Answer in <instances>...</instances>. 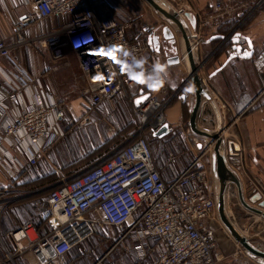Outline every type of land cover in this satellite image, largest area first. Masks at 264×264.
Returning <instances> with one entry per match:
<instances>
[{
  "label": "built area",
  "instance_id": "2783aa9c",
  "mask_svg": "<svg viewBox=\"0 0 264 264\" xmlns=\"http://www.w3.org/2000/svg\"><path fill=\"white\" fill-rule=\"evenodd\" d=\"M114 1L34 0L28 12L14 20L11 45L0 37V57L9 58L12 51L33 41L24 35L28 25L50 17L67 18V23L37 41L45 48H67L77 60L80 78L86 81L81 92L84 113L78 120L54 101L31 91L35 82L22 67H18L14 83L0 87V169L8 181L0 186V229L12 205L44 189L47 198L38 203L36 210L49 226L48 233L41 236L33 223L25 222L5 233L8 245L0 235V264H20L28 256L36 264H57L101 231H105L107 249L96 264L111 255L119 259L130 255L132 264L219 261L220 251L209 226L217 218L213 173L199 166L198 154L178 173L174 161L180 155L170 151L163 165L170 179L164 180L153 157L156 138L152 132L166 123L164 109L168 102L148 95L136 106V100L143 95L131 99L135 66L159 54L149 41L156 28L133 34L137 18L116 12ZM177 5L170 6L181 16L188 12L198 20L190 5ZM215 10H222L219 3ZM197 20L196 29L190 30L195 55L201 43L198 30L202 26L214 27L217 16L203 24ZM174 37L179 39L178 33L174 32ZM241 48L246 50V44ZM109 49L111 55L106 54ZM252 64L264 70V47L252 58ZM117 98L132 105L138 118L134 135L118 150L78 176L47 188L26 191L10 186L65 136L89 126L94 110L111 105ZM172 133L174 128L168 126V134ZM183 138L191 151L198 149L200 137L189 128Z\"/></svg>",
  "mask_w": 264,
  "mask_h": 264
},
{
  "label": "crops",
  "instance_id": "0c3cea01",
  "mask_svg": "<svg viewBox=\"0 0 264 264\" xmlns=\"http://www.w3.org/2000/svg\"><path fill=\"white\" fill-rule=\"evenodd\" d=\"M32 1L34 0L0 2V37L7 45L12 43L14 20L28 12ZM165 1L173 8L178 7V2L183 7L190 2L192 7L198 8V20L193 14L197 21L200 20V15L217 16L216 25L208 26L202 35L200 54L199 56L198 52L196 54L197 61L199 57L200 61L206 62L200 75L218 108L224 140L234 142L239 148L237 156L228 158L230 169L235 171L240 181L247 204L252 209L264 213L263 209L249 204L247 200L248 196L254 193H260L264 198V70H257L252 64V58L264 47V0ZM217 3L222 7L220 12L215 10ZM114 10L122 15H133L137 18L138 24L133 34L148 27L167 26L144 0H115ZM139 12L143 13V16ZM67 22V18L50 17L28 25L24 35L33 41L17 51H12L9 58L0 57V87L14 83L19 72L18 67H22L35 82L31 85V91H37L46 99L54 101L73 119L78 120L84 113L81 92L86 87V81L80 78L76 58L67 48H45L37 41L47 37ZM228 29H230L228 33L224 34ZM159 35L161 36L160 32ZM160 39L162 43V37ZM175 41L174 45H162L156 57H147L135 66L133 87L130 89L131 96L154 95L160 101L168 102L164 109V117L166 124L174 128V133L156 139L154 142L156 148L153 150L155 163L161 168V176L164 180L170 179V173L163 169L167 152L180 155L174 161L178 173L183 172L197 155L188 148L183 138L189 128L188 122L195 100L193 89L188 82L187 69L183 62L178 65L167 63L169 57L173 56L174 48L179 55L181 45L178 39ZM233 41H237L239 45L246 44L247 49L253 50V57L249 60L236 57L227 61L229 55L233 53L232 47L235 45ZM28 96L29 92H26V99ZM128 108L130 105L126 101L117 98L111 105L94 110L90 114L92 123L82 130L97 124L102 125L108 115L114 118L116 114L117 118L122 119L124 113L128 114ZM122 109L125 112H122ZM198 123L208 130L216 128V118L208 104L203 105L198 115ZM124 143L111 147L97 161L115 152ZM208 144L209 140L199 139L198 155L201 156L199 166L213 173L211 148H208ZM199 145L202 147L199 148ZM34 169L40 176L39 170ZM0 173L3 175L1 169ZM53 184H46L40 188H47ZM46 192L43 190L42 193L31 194L28 197L32 210L37 215L36 200L41 199L42 194ZM17 209V206L12 205L3 219L7 231L15 228V224L21 220L20 214L16 212ZM226 212L242 238L264 252V218L242 207L237 198L236 188L232 184L228 185L226 190ZM209 226L220 251L217 264H264V261L251 257L235 243L218 218L210 221ZM104 238L105 231H101L99 236L90 239L98 240L97 244L94 242V247L98 248L102 245L107 247ZM84 244L64 256V258L70 257L67 264L84 263ZM19 263L36 264L31 256Z\"/></svg>",
  "mask_w": 264,
  "mask_h": 264
},
{
  "label": "water",
  "instance_id": "95a60500",
  "mask_svg": "<svg viewBox=\"0 0 264 264\" xmlns=\"http://www.w3.org/2000/svg\"><path fill=\"white\" fill-rule=\"evenodd\" d=\"M144 1L156 15L167 24V26L156 28L149 39L157 52L161 50L162 45L166 46L175 44L174 32L179 35L178 43L181 45L179 47V55L174 48L172 51L173 56L169 57L167 63L169 65H178L182 61L187 69L188 82L191 84L195 97L188 127L192 134L205 140H209L208 148H211L217 218L235 243L242 247L251 257L264 261V252L260 251L257 247H254L251 243L242 238L240 233L230 222L226 212V190L228 185L232 184L236 188L237 198L242 207L264 218V213L260 210L252 209L247 204L242 194L240 181L235 171L230 169L228 158H234L237 156L239 148L234 142L224 140V131L220 121L218 108L210 95L204 79L198 74L199 66L192 46V36L190 34V30L194 31L196 29V18L188 12L181 16L165 0ZM159 32L161 33V36L159 35ZM160 37H162V43L160 42ZM235 38L238 39V37ZM233 42L235 44L232 47L233 53L229 55L227 61L236 57L245 60H249L253 57L252 49L243 50L237 41ZM147 97L148 95L141 96L136 100L135 105L137 106L142 103ZM204 104H208L211 107L216 118L217 124L214 130L203 128L198 123V115ZM166 135H168V124L166 123L157 131L152 132V137L156 139H161ZM201 147L202 145H199V148ZM247 200L249 204L255 205L264 210V198L260 193L249 195Z\"/></svg>",
  "mask_w": 264,
  "mask_h": 264
},
{
  "label": "rangeland",
  "instance_id": "374dc122",
  "mask_svg": "<svg viewBox=\"0 0 264 264\" xmlns=\"http://www.w3.org/2000/svg\"><path fill=\"white\" fill-rule=\"evenodd\" d=\"M187 4L191 6L190 2H187ZM191 9L194 12L198 13L197 7L194 8L191 6ZM139 14L143 16V13L139 12ZM199 19H200L199 20L200 24L212 21L211 16L200 15ZM207 28L208 26L207 27L202 26L201 29L198 30V36L200 38L205 33ZM198 43H199L198 44V56H199L201 43L200 42ZM205 63H206L205 61H200L198 57L199 75ZM131 119L134 121V123L138 121V118L137 117L135 118V116H132ZM112 122H114V119L108 115L106 122H103L102 125L97 124L95 126H90L87 129L80 131L79 133L68 134L67 136H65V138L71 137L69 138L68 143H66V141L64 142L65 138H63L61 141L56 143L50 151L44 153L43 156L40 157V159L37 161L35 166L29 170L28 174H30V176H34V174L38 175L36 169H34L37 168V170H39L40 176L44 174L48 175L47 179H45L44 182L46 184L51 181L54 183L62 179H71L78 176L91 165L90 163L86 162V160H88L86 157L89 155L88 154L89 152H92L93 148L95 147L94 145L95 142L101 144L102 141H106L107 139L122 137L117 135V128L113 125ZM92 133L94 135L93 136L94 140L91 135ZM86 136L88 137L87 139ZM91 141L93 143H90ZM114 141H116V139ZM155 148L156 147L153 145L152 151ZM192 151L198 154L197 148H194ZM0 176L2 177L0 179V186L7 185L8 181L6 180L5 176H3L1 173ZM38 185H39L38 187H40L41 182ZM213 189L215 190L214 181H213ZM43 198L44 200L47 198V193L44 195ZM0 235L2 236L1 238L4 241V243L8 245V240L4 236L5 234L3 233L2 227L0 229ZM94 242L97 244L98 240L90 239L85 242L83 246L85 260L83 264H96L97 262H99L103 253L106 251L107 247L103 245L101 247L94 248V244H95ZM69 259H70L69 256L65 257L60 261H58L57 264H67ZM132 261L133 260L130 255L124 256L122 259L116 258L115 255H111L106 260L101 261L100 264H132Z\"/></svg>",
  "mask_w": 264,
  "mask_h": 264
},
{
  "label": "trees",
  "instance_id": "16d2710c",
  "mask_svg": "<svg viewBox=\"0 0 264 264\" xmlns=\"http://www.w3.org/2000/svg\"><path fill=\"white\" fill-rule=\"evenodd\" d=\"M230 29H228L224 34H227ZM135 98H136V95L131 96L132 100H134ZM128 109H129V110H127L128 114L124 113L122 116V119L120 117L117 118V116L115 114V117L113 118L114 122H112L113 125L117 128V135L122 136V137L114 138L115 137L114 136L113 137L114 139H107L106 141H103L101 144L95 142V144H94L95 147L93 148L92 152L88 153L89 155L86 157L88 159V160H86L87 163H90V164L95 163L104 153L108 152L111 147H114V146H117L119 144L124 143L126 141V139H128L130 137V135L136 131L138 121H136V123H134V121L131 119V117L135 116V118H136L137 115L134 114L132 105ZM122 112H125V110L122 109ZM93 136L94 135H92V138L94 140ZM69 138H71V137H66L64 139V142L66 141V143H68ZM115 139H116V141H114ZM109 141H110V143H109ZM154 141H156V139H154ZM90 143H93V142L91 141ZM90 154H92V155H90ZM28 173L29 172L22 173L16 180H14V181H12V183H10V186L12 185V187H16V188H19L21 190L32 191V190H35L36 188H40L41 186L43 187L46 185V183H44V182H45V179H47L48 175L44 174V175L39 176V175L34 174V176H30V174H28ZM49 181H51V180H49ZM40 182H41V185H40V187H38L39 186L38 184ZM56 182H58V181H56ZM56 182H54V183H56ZM51 183L53 184L52 181L47 183V184H51ZM44 195L45 194H42L41 199L36 200V202L39 203V202L44 201V198H43ZM14 206H17L18 209L16 210V212L18 214H20V218L22 217V219L18 223L15 224V228L24 224L26 221H30L31 223H33V225L35 226V228L37 229V231L39 232V234L41 236L48 233L49 226L47 224V220L38 216L37 214H35L33 212L32 204H30V198H26L23 201L17 202L14 204ZM2 230H3L4 234L7 232V229L4 226V221L2 224Z\"/></svg>",
  "mask_w": 264,
  "mask_h": 264
},
{
  "label": "snow or ice",
  "instance_id": "6c2138e0",
  "mask_svg": "<svg viewBox=\"0 0 264 264\" xmlns=\"http://www.w3.org/2000/svg\"><path fill=\"white\" fill-rule=\"evenodd\" d=\"M0 2H2V0H0ZM111 52H112V50L109 49L108 52H107L106 54H107V55H111ZM134 78H135V77H134Z\"/></svg>",
  "mask_w": 264,
  "mask_h": 264
}]
</instances>
